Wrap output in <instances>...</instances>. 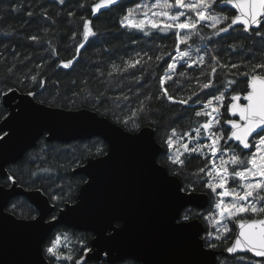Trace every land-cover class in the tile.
Returning a JSON list of instances; mask_svg holds the SVG:
<instances>
[{
	"label": "trees",
	"instance_id": "trees-1",
	"mask_svg": "<svg viewBox=\"0 0 264 264\" xmlns=\"http://www.w3.org/2000/svg\"><path fill=\"white\" fill-rule=\"evenodd\" d=\"M145 1L150 0H119L94 16L92 6L99 0H63V3L60 0H0V121L7 114L1 96L15 89L20 93L35 92V101L44 105L92 110L131 132L150 126L156 141L163 148L157 157L158 163L178 177L183 190L206 192L209 195L210 201L205 209L199 211L188 207L181 212L180 217H197L204 223L202 239L206 247L216 245L212 248L219 250L217 264H248L249 261L264 264L247 255L227 258L220 254V250L233 237V223L229 226L232 231L225 240L213 243L206 239L208 226L205 219L211 212L212 199L205 186V171L201 172L200 169L206 170L209 158L191 153L182 158V164L172 163L167 158L166 144L173 128L176 129L174 137L184 138L207 121L208 117H196L195 111L202 108L209 93L215 92V88L202 89L203 83L209 78L220 91L226 92L227 97L232 95L227 81L239 79L232 75L237 70L217 66V73L209 77L210 56H221L222 63L240 64V71H244L245 63L250 60L255 62L264 52V42L252 32L244 33L241 27L230 29L219 37L213 36V30L207 27L203 29L202 36L193 33L194 43L190 42V46L180 45V48L188 49L193 55L204 56L205 63L192 67L179 65L171 74L172 79L165 80L163 88H167L177 100L192 96L187 105L173 103L163 95L160 79L168 71L167 64L172 62L169 57L174 58L176 54L175 37L172 33L164 34L155 30L145 35L121 26L126 9ZM219 4L215 8L217 14L222 11L223 14L233 15L230 9ZM17 5L20 11H12ZM28 11L35 15L29 18ZM44 13L47 14L46 19ZM81 17L90 20L91 27L97 33L88 41L83 39ZM33 35L40 39L31 40ZM81 43L85 46L77 51ZM229 44H236L237 48L228 49ZM197 48L200 49L198 53ZM156 56L162 59L156 60ZM135 59H141V64L135 68L113 71V65L123 69L127 61ZM68 60H73V63L67 68L63 67L62 62ZM221 81H224L223 86ZM244 86L240 85L241 88ZM194 91L197 96L192 95ZM223 118H227V113H224ZM97 147L107 150L105 142L98 137L66 143L46 141L42 137L19 161L7 165L6 170L8 176H14L16 184L26 190L38 189L47 198L49 195L63 197L64 202L59 203L56 211L65 203L75 201L85 177L72 170L82 165L87 158L97 157ZM232 148L242 156L249 154L237 146ZM229 183L230 186H236L233 181ZM0 184L7 186L10 183L6 178H0ZM45 188L47 192L43 191ZM13 203L17 204L15 214L11 210ZM6 210L27 219L36 214L34 207L21 196L14 197ZM56 234L66 236L65 253L72 252L73 255L82 254V247H89L93 237L88 231L59 226L44 242L43 248L49 246ZM240 256L244 259L240 260ZM48 261L49 264H65L62 260ZM88 264L106 263L102 260L100 263L89 261Z\"/></svg>",
	"mask_w": 264,
	"mask_h": 264
},
{
	"label": "water",
	"instance_id": "water-1",
	"mask_svg": "<svg viewBox=\"0 0 264 264\" xmlns=\"http://www.w3.org/2000/svg\"><path fill=\"white\" fill-rule=\"evenodd\" d=\"M219 6L236 13L232 6L224 3ZM7 93L6 97L1 96L7 114L0 121V128L8 133L5 146L0 149L1 179L8 177L7 165L19 161L42 137L46 141L64 143L98 137L107 145L106 152L111 157H90L74 168L73 173L85 177L75 201L57 209L55 216L58 220L55 222L50 217L53 212L49 215L45 211L36 227H26L36 222L16 217L6 210L4 204L8 206L14 197H24L39 216L38 205L44 209L52 207L47 196L38 189L26 190L16 182L7 186L0 184V189L12 193L0 197V264H18L22 260L34 259L36 244L40 242L43 248L44 242L59 226L92 233L89 248L93 251L88 262L100 263L102 258L106 262L104 250H112L114 255L138 257L140 264H186L189 261L216 264L218 251L206 247L201 238L205 230L202 221L189 219L180 231L170 227L173 218L180 217L185 208L205 209L209 195L183 190L178 177L158 163L157 157L163 148L156 141L153 128L143 126L131 132L86 108L44 105L28 93L15 89ZM18 113H21L19 117ZM231 118L239 119L238 116ZM45 128L50 131L41 136L39 133ZM230 142L237 144L234 140L227 143ZM101 159L105 160L99 163ZM116 222L120 225L116 226ZM237 231L235 228L232 241L221 250V254L230 258L247 254L264 261V257H256L251 252L232 254L226 251L233 244ZM45 264H49L48 259Z\"/></svg>",
	"mask_w": 264,
	"mask_h": 264
},
{
	"label": "snow or ice",
	"instance_id": "snow-or-ice-1",
	"mask_svg": "<svg viewBox=\"0 0 264 264\" xmlns=\"http://www.w3.org/2000/svg\"><path fill=\"white\" fill-rule=\"evenodd\" d=\"M118 2L119 0H99L98 3L92 6V15L95 16L101 9L111 7ZM60 3H63V0H60ZM218 3L232 6L236 9V13L229 16L221 11V14H217L215 8ZM151 8L159 9V11L152 12ZM151 8L148 5L141 4L127 8L121 20V26L135 29L145 35L150 34L151 30L164 34L172 33L175 37L176 51L180 59L192 58L189 52L180 50V45L190 46V42L194 43L192 34L195 33L197 36H202L205 27L213 30V36L219 37L221 34L228 33L230 29L239 24L244 33L252 32L254 36L260 37L261 41L264 42V0H155ZM11 10L20 11V6L17 5ZM34 15L35 13L32 11L27 12L29 18ZM69 15L73 14L69 13ZM136 16H142V18L137 19ZM161 16L165 19H157ZM44 17L45 19L47 18L46 13H44ZM182 17L183 19H181ZM81 19L83 20V39L88 41L90 37H95L97 33L91 27L92 22L90 20L83 17ZM30 39L37 41L40 38L33 35ZM84 46V43L79 44L77 51L84 48ZM227 47L228 49H236L237 45L229 44ZM196 51L198 53L200 49L197 48ZM144 55H147V53H144ZM137 56H139V53H137ZM161 59V56H156V60ZM169 59L173 62L167 64V69L174 71L177 67V62L172 57H169ZM222 59L219 55L210 56L211 63L208 66L211 72L209 77L217 73V66L221 69H236L237 71L233 72L232 75L239 77V79L227 81V84L231 86L232 95L227 97L226 92L220 91V88L215 86L211 78L203 83L202 89L215 88V92L209 93L201 110L195 111L196 117L204 116L208 117V119L194 130L195 137L190 138L198 139L202 137V133H206L207 135L203 136V139L207 143L197 142L196 146L191 149L188 148L187 144H184L183 148L191 153H200L204 148H207L212 157H215L218 153L220 154L219 165H216L215 160L211 161L212 168L207 173L209 180L205 186L221 197V200L216 204L221 220L227 218L229 222L234 221V227L238 230L233 244L227 247L226 251L232 254L238 251L251 252L256 257H264V52H261L260 57L255 62L250 60L245 63L243 68L246 70L244 71H240V64L235 62L229 64L227 61L222 63ZM197 62L204 64V56H199L198 61L193 63ZM72 63L73 60H68L62 62V66L67 68ZM138 64H141V59L129 60L125 63L123 69L113 65V71H127L129 68H135ZM188 67H192V64H189ZM180 75L183 76L184 73L181 72ZM32 79L35 80V77H32ZM171 79L170 72L166 70L164 77L160 79L163 95L173 103L187 105L192 96L177 100L173 95L169 94L167 88H163L165 80ZM223 84L224 81H221L222 86ZM241 84L245 86L241 88ZM2 95L6 97L8 93L5 92ZM28 95L35 97L36 93L29 92ZM192 95L197 96L198 94L194 91ZM241 101H244V103H241ZM224 113H228V118H223ZM20 115L21 113L17 114L18 117ZM236 116L239 119L231 118ZM6 121L7 118H5ZM224 124L229 126L227 130L224 129ZM213 125H219L220 127L214 131ZM45 131L50 130L42 129L39 134L43 136ZM174 136H176L175 128L172 129V136L166 140L169 148L173 146L172 137ZM7 137L8 133L4 132L3 128H0V149L5 146ZM233 140L237 142V147L249 150V154L242 156L234 149L228 148L226 146L227 142ZM253 140H255V143H253ZM222 141L224 142L223 144L221 143ZM252 149H255V151H251ZM229 152H231V155L225 160L224 156ZM96 155L111 157L110 153L99 147L96 149ZM180 155L182 153L178 150L176 157H169V160L172 163L182 164L183 161L179 159ZM104 160L101 159L99 163ZM229 164L233 166L231 171L227 167ZM200 171L204 172L205 169L201 168ZM6 180L13 185L15 184L14 176L6 177ZM230 180L237 182L236 188L228 187ZM217 189H220V191L217 192ZM43 191L47 192V188L43 189ZM10 195L12 193H6L3 189H0V197H8ZM229 196L232 197V200L226 202L223 198ZM48 200L53 202L52 207L44 209L38 205L37 208L40 215L29 217L36 223L26 225V227L38 226L40 220L44 218L43 213L45 211L50 215L59 206V203L64 202L63 197L55 195H49ZM4 207H7V203L4 204ZM16 208L17 204L13 203L11 210L14 214ZM114 218L122 219L123 217ZM4 219L7 220L8 217H4ZM189 219L188 215L174 217V222L170 223V227L174 231H180L186 226V222ZM51 220L55 222L58 217L52 215ZM223 227L225 232L232 231V228H229L227 224H224ZM112 238L114 239L115 237ZM59 241L60 236H57L49 246L44 248L38 242L35 246L34 259L22 260L18 264H45V259L62 260L65 264H68V262L70 264H88V259L91 258L90 253L93 251L92 248L85 245L81 249L82 254L73 255L72 252L64 253L59 249L57 247ZM215 246L209 245L210 248ZM96 255L98 258L99 253ZM104 256L106 257V264H140L139 258L131 254L117 253L114 255L112 250H104ZM239 259L243 260L244 257L240 256ZM186 264H196V262L189 261Z\"/></svg>",
	"mask_w": 264,
	"mask_h": 264
},
{
	"label": "rangeland",
	"instance_id": "rangeland-1",
	"mask_svg": "<svg viewBox=\"0 0 264 264\" xmlns=\"http://www.w3.org/2000/svg\"><path fill=\"white\" fill-rule=\"evenodd\" d=\"M154 2H155V0L145 1V2L141 3V5H148V7L151 8V5ZM142 11H143V9H142ZM151 11L152 12H156V11H159V9L151 8ZM173 11H175V10H173ZM136 18L139 19V18H142V16H136ZM157 19L164 20L165 18L161 16V17H158ZM181 19H183V17ZM180 50L189 52L192 58L191 59H187V58L180 59L178 57L177 51H176L174 59L177 62V66L184 65V66L188 67L189 64H192V66H195V65L199 64L198 62L197 63H193L194 61H198V57H199L198 55H193L188 49H181L180 48ZM168 71L170 72V74L173 73V70H168ZM202 107H203V105H202ZM221 111L223 112V109H221ZM222 121H223V119H222ZM219 127H220L219 125H213V130L215 131ZM195 135H196L195 131H193L192 134L187 135L184 138L183 137L182 138L172 137L173 138V146L171 148H169L168 145H167V158H168V160H169V157L175 158L176 155H177V151L178 150H179V152L182 153V155H180V157H179L180 160H182V158L185 155L191 154V152L184 150V148H183L184 144H187L188 148L191 149V148L196 146L197 142H199V143H207V141L205 139H203V136L207 135L206 133H202V137L198 138V139H191L190 138V137H195ZM254 143H255V141H254ZM253 151H255V149H253ZM198 154L209 158L208 165H207V168L205 170V177H204V182L206 184V182L209 180V176H208L207 173L212 168L211 161L215 160L216 165H219V163H220V154L218 153L215 157H212L210 152H209V150L207 148H204ZM230 155H231V152L225 154L224 159L227 160ZM169 161L172 162L171 160H169ZM227 167L230 170V167H232V165L229 164V165H227ZM229 182H231V180ZM234 183L236 184V186H230V183H229L228 187L229 188H236L237 187V182H234ZM219 191H220V189H217V192H219ZM209 192H210L211 199H212V202H211L212 209H211V212L208 215H206V219L205 220H206V223H207V226H208V231H207V234L205 236H206V239L209 240V242H213L214 243V242L226 239V237L228 236L229 232H225L224 231L223 225L227 224L228 227H229L230 224H232L234 221L233 222H229L227 220V218H225L224 220H221L220 215H219V209H217V207H216V204L221 200V197H219L216 193L211 192V190H209ZM223 199L227 202V201H231L232 197H230V196L229 197H224ZM225 216H226V214H225ZM218 221H220V222H218ZM57 236H60V241H59V244L57 245V247L59 249H61L65 253L64 247H65L67 238H66V236L64 234H56L52 241H54ZM251 263L257 264V262H252V261H249L248 264H251ZM259 264H261V263L259 262Z\"/></svg>",
	"mask_w": 264,
	"mask_h": 264
},
{
	"label": "flooded vegetation",
	"instance_id": "flooded-vegetation-1",
	"mask_svg": "<svg viewBox=\"0 0 264 264\" xmlns=\"http://www.w3.org/2000/svg\"><path fill=\"white\" fill-rule=\"evenodd\" d=\"M231 11H232V10H231ZM232 12H233V11H232ZM227 118H228V113H227ZM223 126H224L225 130L228 129L227 126H226L225 124H224ZM254 141H255V140H253V143H254ZM223 143H224V142L222 141V144H223ZM226 146H227L228 148L231 147L230 149H233L232 147H233V146H237V144H234L233 142H230V143H227ZM238 148H239V147H238ZM239 149H241V148H239ZM241 150H242V149H241ZM242 151H243V150H242ZM251 151H253V149H252ZM243 152H249V150H248V151H243ZM209 201H210V198H209ZM50 203H51V202H50ZM6 208H7V207H6ZM34 209H35V208H34ZM35 211H36V210H35ZM56 211H57V210H56ZM56 211H55V213H56ZM199 211H201V210H199ZM55 213L53 212L52 215H55ZM36 214H37V213H36ZM36 214H35V216H36ZM52 215H51V216H52ZM51 216H50V217H51ZM16 217H17V216H16ZM18 218H20V217H18ZM195 218H197V217H195ZM24 219H27V218H24ZM28 219H30V218H28ZM192 219H193V218H192ZM198 219H199V218H198ZM199 220H200V219H199ZM200 221H201V220H200ZM203 224H204V223H203ZM115 225H116V226H119L120 223H119V222H116ZM204 228H205V225H204ZM233 228H234V222H233ZM204 232H205V230H204ZM204 232H203V234H204ZM234 232H235V228H234ZM91 234H92V233H91ZM203 234H202V235H203ZM202 235H201V238H202ZM233 236H234V233H233ZM232 239H233V237H232ZM232 239H231V241H232ZM202 240H203V239H202ZM231 241H230V242H231ZM230 242H229V243H230ZM203 243H204V242H203ZM204 245H205V244H204ZM226 246H227V245H226ZM89 247H90V246H89ZM208 248H210V247H208ZM223 248H224V247H223ZM223 248H222V249H223ZM212 249H213V248H212ZM222 249H221V250H222ZM214 250H216V249H214ZM221 250H220V254H221ZM217 251H218V255H219V250H217ZM218 255H217V258H218ZM221 255H222V254H221ZM238 255H247V254H237L236 256H238ZM222 256H224V255H222ZM236 256H234V257H236ZM247 256H248V255H247ZM224 257H226V256H224ZM234 257H232V258H234ZM248 257H249V256H248ZM217 258H216V259H217ZM227 258H230V257H227ZM249 258H251V257H249ZM251 259H254V258H251ZM102 260L105 262V259H104V258H102ZM102 260H101V261H102ZM254 260H257V259H254ZM258 261H263V260H258ZM263 262H264V261H263ZM105 263H106V262H105ZM216 264H217V261H216Z\"/></svg>",
	"mask_w": 264,
	"mask_h": 264
}]
</instances>
